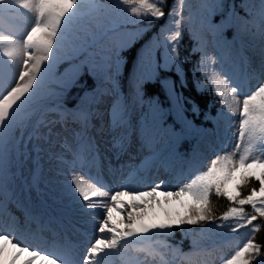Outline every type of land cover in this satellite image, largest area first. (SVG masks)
Wrapping results in <instances>:
<instances>
[{
    "label": "snow or ice",
    "instance_id": "6c2138e0",
    "mask_svg": "<svg viewBox=\"0 0 264 264\" xmlns=\"http://www.w3.org/2000/svg\"><path fill=\"white\" fill-rule=\"evenodd\" d=\"M187 0H173V5L169 9L167 16L171 21L169 34L163 36L165 45L168 47L170 58L173 61L179 59L178 44L182 36V25L184 22V8ZM166 0H116V7L119 5H133L130 7L129 14L134 17L133 22L140 20H159L166 13L163 6ZM247 15L239 17L232 6L229 14L223 16L225 24L213 23L212 17L222 10V0H213L211 5H205L206 14L203 17L204 23L210 30L218 36H222L224 28L232 27L239 34L247 31L253 36H258L264 42V0H258V4L248 6L242 0L241 5ZM105 7L100 0H0V18L15 12L23 15H30L34 18L30 30L21 39H12L10 35L0 33V65H16L20 61L24 70L19 72L18 81L14 87L6 93L0 91V194L3 193L6 185L4 180L6 154L9 144L14 140L16 130L26 127L33 119L32 112L25 110L34 101L37 90L40 87L44 74L52 68V60L55 59L54 49L60 47L68 39L73 28L80 22L91 18L95 13ZM189 19L191 13L189 12ZM118 24L114 21L113 27L108 31H115ZM104 36L108 32L103 33ZM98 36L88 33L84 37H77L81 43L73 48V54L87 52L88 48L93 47ZM89 41H91L89 43ZM127 46V41L116 43L111 52L116 56L114 61L101 49V62L105 68H114L118 74L120 69V52ZM7 57V60H4ZM22 58V59H21ZM111 61V62H110ZM47 62V63H46ZM215 64L214 58L205 53L199 65L200 70H204L208 64ZM264 69V64H262ZM211 81L217 95L223 99L236 95L241 92L239 83L235 78H231L227 73H217L213 71L211 76L204 73ZM111 78V76H106ZM236 86H232L233 84ZM103 94L99 98L102 99ZM238 104L239 127L237 130L238 143L235 151L225 152L223 155H216L207 166L206 170L201 171L195 178L176 191H164L165 201L176 200L184 203L183 198H187L184 205L188 210L177 213L175 216L166 213L167 219L159 222H144L143 218L147 213L144 211L135 212V209L142 207L137 199L151 198L157 199L158 190L164 187V182L155 184L147 191L131 192L116 191L109 192L105 186L96 178L89 181L82 180L79 176L73 175L69 181L72 197L79 210L92 217L93 227L96 229L97 238L87 248L84 258L75 261L64 251L68 243L63 245H53L47 249L40 244H33L26 240L22 233L15 230L4 231L0 229V264H103L104 259L115 254L119 249H126L131 239L144 246L138 251L144 254V260L138 264H181V261H190L199 257L203 249L199 248L197 242L193 241L192 250L183 252L180 247L173 246L154 237L167 236L172 233L174 228H182L184 225L207 224L216 219L212 215L211 195L213 192L217 196H223L231 203L239 204L241 207H229L218 219L228 221L230 218L245 219L246 224L250 225L257 217H264V82L259 83L255 90L244 95L242 105ZM226 107L232 112L231 104ZM195 110V109H194ZM154 112H159V108H154ZM23 113V116L21 115ZM128 112L127 108L116 105L112 112L110 129L120 133L126 130ZM93 119L91 109L77 110L74 113H61L57 120L39 119L31 124L29 141L47 138L51 141L57 135L55 125L62 123L65 126L71 120L75 125L73 132L74 138H78V148L80 150H90L92 148L89 128ZM155 119V117H154ZM119 146H125L124 136H119ZM239 155L238 160L234 159ZM79 155V152L77 153ZM239 175V179H236ZM95 182H91V181ZM249 180L259 183V188H251L246 196H241L239 189L246 185ZM232 186H229V183ZM125 189L128 185L123 186ZM129 197L128 200L121 199ZM159 203V201H158ZM244 205H250L255 215H244ZM4 203L0 199V215L4 212ZM101 209L102 213H92L90 210ZM117 211L124 214L128 223L119 227L112 218V212ZM27 220L37 225L38 230L51 231L50 223H41L39 218L26 212ZM225 224H216L215 227H226ZM246 225H236L231 227L232 232ZM260 225L252 227L254 234ZM203 231V230H202ZM154 241V242H153ZM262 245H258L253 239H248L230 258H226L223 264H252V260L259 258L257 264H264V252L261 251ZM11 248V251H10ZM255 256H251V254ZM25 254H27L25 256ZM23 257V259H21Z\"/></svg>",
    "mask_w": 264,
    "mask_h": 264
},
{
    "label": "trees",
    "instance_id": "16d2710c",
    "mask_svg": "<svg viewBox=\"0 0 264 264\" xmlns=\"http://www.w3.org/2000/svg\"><path fill=\"white\" fill-rule=\"evenodd\" d=\"M100 2L110 7L101 9L91 18L74 26L72 33L62 45L61 52L54 55L52 68L44 74L43 80L39 81L40 87L35 99L25 111L32 112L34 119L45 114L43 119H47L60 105L77 106L85 110L88 96H96L98 88L115 93L129 88L133 111L141 109L152 111L158 107L156 119L166 123L170 136L175 135L179 128H182L187 141L195 143L196 147L214 146L215 143L220 142L221 120L225 121L228 118L229 109L226 107L228 101L217 95L213 84L204 74L206 72L211 76L213 71L217 73L220 71L218 65L209 63L203 71L199 69V65L205 53L214 58L209 54L210 49L214 52L222 51L235 38L240 39L242 46L247 43L253 45L258 36H253L246 30L238 34L236 29L227 26L222 36H218L202 23L206 14L205 5H211L213 0H187L181 28L182 36L178 44L179 59L173 61L163 40V36L169 34L171 29V21L167 13L173 5V0H166L163 6V11L166 13L164 17L159 20L137 22H133L135 18L129 14L130 7L135 4L116 7V0H100ZM241 2L242 0H222L223 8L212 17L213 23L225 24L222 17L229 14L233 5L239 17H245L247 13L240 6ZM244 2L248 6L258 4V0H244ZM114 21L119 25L118 28L115 31H108L113 27ZM105 31L108 32L107 36L103 35ZM88 33L99 37L96 44L88 48L87 52L73 54V48L81 43L77 37H84ZM121 41H127L130 46L120 52V69L117 74L114 68L103 66L97 53L104 49L105 54L114 61L116 56L111 49ZM21 115L23 116V113ZM204 152L205 149L202 148L200 153ZM232 183L230 181V187ZM253 187L259 188V183L249 180L246 185L235 190L239 191L241 196H246ZM210 200L212 215L216 219L207 224L174 228L171 234L160 236L161 241L187 248L192 245V239L197 242L206 238L204 233L208 231L213 233L225 229L232 232L231 227L239 224L246 226L232 233L243 239L240 241L241 247L248 239H253L256 244L264 246V217L258 216L250 225L246 224L245 219L239 218L221 221L218 218L229 207L241 206L229 202L223 196H217L214 192ZM243 207L245 217L256 214L250 205ZM216 224L227 226L217 228ZM257 224L260 227L253 234L251 229ZM261 251L264 252V247ZM258 259V257L253 259L252 264H257Z\"/></svg>",
    "mask_w": 264,
    "mask_h": 264
},
{
    "label": "rangeland",
    "instance_id": "374dc122",
    "mask_svg": "<svg viewBox=\"0 0 264 264\" xmlns=\"http://www.w3.org/2000/svg\"><path fill=\"white\" fill-rule=\"evenodd\" d=\"M34 18L30 15H23L21 12H15L10 21L0 26V33L3 35H10L12 39H21L30 30ZM248 48L246 51L251 56L250 61L238 59V53L232 51L230 58L222 59L221 56H215L216 63L221 62L222 66L226 65V72L231 78L239 83L241 92L236 95L235 99L232 96L228 97L229 104L232 106V128L239 127L238 104L242 105L244 95H246L259 83L264 82V42L257 37L253 45L246 44ZM62 47V46H61ZM54 49V53L61 51ZM229 50H234L237 43L232 41L229 44ZM209 54L212 55L210 49ZM4 57V60H7ZM22 59V58H21ZM47 63V62H46ZM24 70V66L20 61L16 65L10 66L8 64L0 65V91L6 93L11 87H14L18 81L19 72ZM236 86V84L234 83ZM119 105L118 97L111 94H103L102 99L91 106L93 119L90 127L100 126L103 121V114L108 111L109 116L112 115L114 107ZM135 118L128 121L126 130L122 129L120 133L102 131L98 137L92 135L90 150H80L78 148V138H74L73 129L75 126L64 125L57 123V135H54L49 142L47 138L37 140L38 144L33 148V152H37L33 160L26 159L21 164L13 165L4 176L5 189L0 194V199L4 203V212L0 215V229L4 231L15 230L22 233L24 238L29 242L35 244L32 239L37 237H48L56 240L55 245H63L68 243V247L64 249L66 254L75 253L76 246L83 248L89 247L97 237L96 229L92 223H86L89 215L82 213L72 197L70 191L69 181L73 175L79 176L82 180L89 181L91 171L95 169L92 162H95L96 169L108 167L114 169L113 164H121L124 167L135 171L136 174L143 173L144 179L152 186L164 182V187L158 190L157 199L151 198H137L142 207L129 209L135 212L144 211L147 213L143 218L144 222H159L167 219L166 213L175 216L177 213L183 214L188 209L184 206L188 201L184 199V203L176 200L165 201L163 197L164 191H176L179 187L184 186L196 175L189 172L183 175L180 171L174 174V167L166 165L163 160L160 147L163 146L165 140L162 137V131L155 125H149L146 114H134ZM59 115L54 118L58 119ZM106 126H103V129ZM119 136H124L125 146H119ZM13 142V141H12ZM8 146L6 154V162L10 165V147ZM177 139L170 141V145L175 146ZM238 143L237 133L233 140H223L215 149L211 150L206 157V162L209 165L211 160L216 155H223L225 152L235 151V145ZM79 152V155L77 153ZM136 155V156H135ZM66 157V159H64ZM237 154L234 159L238 160ZM38 165L40 183L35 185L31 179L32 162ZM151 173L148 175V172ZM238 179H239V175ZM93 182V181H91ZM102 183V182H101ZM138 183V182H137ZM103 184V183H102ZM141 188L136 185L135 180L128 183V187L121 191H147L150 189ZM16 189V192L13 189ZM106 191L116 192L117 190ZM123 200L130 199L129 197H122ZM46 203H43L45 202ZM49 201V202H48ZM159 201V203H158ZM53 203V204H51ZM50 204V205H49ZM57 206H64L68 211L70 218L67 215L59 216ZM26 212L32 216L39 218L41 223H50L51 231L38 230L35 223L27 220ZM91 212V211H90ZM95 213V212H92ZM96 213H102L99 209ZM121 212L116 209L112 212V218L117 222L119 227H123L128 223L126 218L122 219ZM220 236V237H219ZM219 237V238H217ZM216 243L212 247V254L214 256L213 264H223L224 259L230 258L236 250L239 249L234 239L227 237L226 234H219L215 238ZM133 247L130 251L126 249H119L115 254L109 255L104 259V264H138V261L144 260V254L138 251L144 245L137 242L135 238L130 240ZM42 246V244H40ZM53 245L47 246V249L52 248ZM74 248V249H72ZM70 250V252H69ZM11 251V248H10ZM27 254H25L26 256ZM23 259V257L21 258ZM148 264V262H146ZM154 264V262H151ZM188 264V263H184Z\"/></svg>",
    "mask_w": 264,
    "mask_h": 264
},
{
    "label": "bare ground",
    "instance_id": "6f19581e",
    "mask_svg": "<svg viewBox=\"0 0 264 264\" xmlns=\"http://www.w3.org/2000/svg\"><path fill=\"white\" fill-rule=\"evenodd\" d=\"M64 159H66V157ZM124 185H128V184L127 183H123V184L117 183L115 188L117 189V188L123 187Z\"/></svg>",
    "mask_w": 264,
    "mask_h": 264
}]
</instances>
